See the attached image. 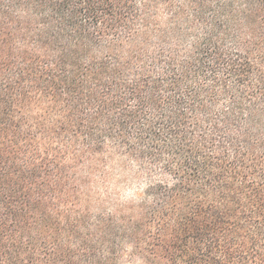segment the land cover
I'll list each match as a JSON object with an SVG mask.
<instances>
[{
  "label": "trees",
  "instance_id": "obj_1",
  "mask_svg": "<svg viewBox=\"0 0 264 264\" xmlns=\"http://www.w3.org/2000/svg\"><path fill=\"white\" fill-rule=\"evenodd\" d=\"M0 264H264V0H0Z\"/></svg>",
  "mask_w": 264,
  "mask_h": 264
}]
</instances>
